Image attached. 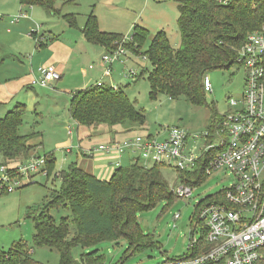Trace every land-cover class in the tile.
I'll return each instance as SVG.
<instances>
[{"label": "rangeland", "instance_id": "1", "mask_svg": "<svg viewBox=\"0 0 264 264\" xmlns=\"http://www.w3.org/2000/svg\"><path fill=\"white\" fill-rule=\"evenodd\" d=\"M175 6V0H55L53 7L56 14L51 15L39 5H22L21 0H0V117L16 104L23 105L19 133L33 134L30 143L36 144L37 155H50L53 161L49 174L42 170L33 172L23 176L12 192H0L1 251H8L16 244L23 243L37 264H59L57 250L34 245L32 216L48 203L51 191L60 189V178L55 177V173L67 169L70 155L65 153V149L76 147L78 136L83 138L80 145L84 147L88 143L96 145L108 141L107 136L101 135L86 142L89 138L85 135V128H77L68 112L71 92L95 85L100 79L105 84L120 86L145 115V130L138 133L162 139L167 129L180 127L189 135L187 152L196 151L202 145L203 135L211 128L214 114L220 118L235 109L228 104V99L240 100L245 88V71L237 63L208 73L212 92L205 94L204 101L199 104H193L183 96L170 98L160 91L151 92L148 75L152 66L142 54L159 30L169 34L173 47L179 46ZM20 12L25 13L26 17L12 23V18ZM91 13L96 16L101 31L119 33L121 40L124 39L127 44L131 42L134 27L145 26L148 36L141 42L138 53H133L125 45L124 62H114L110 75L103 77L105 66L101 58L109 49L91 43L87 45L89 52L83 58L80 52L73 49L66 62L72 67V72L68 70L54 89L30 87V76H27L21 63L26 64L31 60L33 54L30 48L33 46L34 52L37 50L36 39L47 37V47L50 45L51 49L53 45L56 56H60L61 48L57 49V45L72 47L79 37H83L82 29ZM42 66L49 65L39 67ZM131 70L136 73L135 79L129 74ZM68 123L73 126L72 136L67 131ZM195 135L200 138H195ZM122 137L123 134H118L116 138ZM73 152L81 155L79 149L75 148ZM130 162L127 160L123 164ZM79 164L96 172L100 179H108L115 169L108 160L105 162L97 157L85 161L81 158ZM161 173L170 190L173 184H180L174 168L164 166ZM203 177L199 183L192 184L190 196L177 197L173 194L171 200H161L151 209L136 214V221L145 238L144 244L135 251L132 252L126 237L111 241L97 236L85 245L76 244L71 252L73 259L81 264L80 255L94 250L101 257L100 264H161L167 259L187 256L197 203L230 187L235 180L234 175L225 169L215 170L210 176ZM47 212L57 223L62 218L72 222L69 204L49 206ZM175 214H179L177 219H174ZM69 224L73 232L74 227ZM199 234L200 228L197 229V237Z\"/></svg>", "mask_w": 264, "mask_h": 264}, {"label": "trees", "instance_id": "2", "mask_svg": "<svg viewBox=\"0 0 264 264\" xmlns=\"http://www.w3.org/2000/svg\"><path fill=\"white\" fill-rule=\"evenodd\" d=\"M54 1L21 0V3L39 5L47 13L56 14ZM175 1L179 46L173 47L166 32L159 30L142 56L152 66L148 75L151 92L160 91L170 98L183 96L187 101L199 104L205 99L203 76L236 63L237 50L247 34L261 25L264 2L230 0L222 4L216 0ZM67 20L70 22L72 19L67 16ZM133 30L131 42L126 46L136 54L141 42L148 36V30L139 25ZM82 33L88 42L106 49L113 48L121 40L119 33L101 31L92 13L85 21ZM43 43L45 38L42 36L36 47ZM68 112L78 126L90 132V136L106 135L108 140L121 141L136 135H147L138 133L145 130L144 113L137 109L120 86L91 85L71 92ZM23 114V105L16 104L0 117V166L35 155L36 144L30 143L33 134L19 133ZM211 120L209 130L214 128L218 118L214 114ZM118 134L124 137L115 138ZM50 157L45 156V171L48 174L53 164ZM162 167L164 165L161 164L144 166L140 159H135L128 165L115 167L108 179H100L80 168L76 162L69 164L66 170L55 173V177L60 178V189L51 191L48 203L32 216L34 245L57 250L59 264H78L72 257V248L78 243L85 245L97 236L111 241L126 237L132 252L135 251L144 244L145 238L139 229L136 214L151 209L161 200L173 198L161 173ZM178 174L190 184L199 183L204 178L195 173L178 171ZM62 204H69L72 222L62 218L57 223L47 212L49 206ZM192 220H195V214ZM69 223L74 227L73 232ZM200 238L203 239L204 234ZM193 255L188 253L183 258ZM79 262L100 264L101 257L94 250L81 254ZM0 264L37 263L30 257L27 246L18 243L8 251L0 250ZM261 264H264V259Z\"/></svg>", "mask_w": 264, "mask_h": 264}, {"label": "built area", "instance_id": "3", "mask_svg": "<svg viewBox=\"0 0 264 264\" xmlns=\"http://www.w3.org/2000/svg\"><path fill=\"white\" fill-rule=\"evenodd\" d=\"M229 1L219 2L227 4ZM22 17L26 14L20 12L12 18V23ZM39 40L40 37L36 44ZM125 45L122 39L102 56L103 77L110 75L114 62H124ZM236 63L245 71L242 97L240 100L228 99V104L235 109L220 116L214 128L204 133V141L196 151H186L189 135L176 126L167 129L162 139L136 135L87 147L78 143L67 149H79L88 158L111 160L109 163L114 167L120 166L124 156H128L131 160L140 159L144 166H170L177 173L210 176L215 170L225 169L234 175L230 187L197 205L188 245L189 253L194 255L167 259L161 264H261L264 259V17L259 28L248 33L238 48ZM129 74L135 79L134 71ZM58 79L60 74L53 65L42 66L38 67L37 76L30 84L50 88ZM202 82L204 94H210L212 84L208 73ZM104 84L100 79L95 85ZM67 131L72 135L73 127L69 126ZM45 167L46 158L43 156L31 157L14 166L1 165L0 192H12L23 176L45 171ZM176 179L180 184H173L170 191L177 197L190 196L192 184L179 174ZM178 217L179 214L174 215V219ZM198 228L199 235L204 234L203 239L197 237Z\"/></svg>", "mask_w": 264, "mask_h": 264}, {"label": "crops", "instance_id": "4", "mask_svg": "<svg viewBox=\"0 0 264 264\" xmlns=\"http://www.w3.org/2000/svg\"><path fill=\"white\" fill-rule=\"evenodd\" d=\"M175 5H176V1H175ZM176 7V6H175ZM47 13V12H46ZM51 15H54V14H51ZM94 15V14H93ZM176 18H177V16H176ZM85 25V24H84ZM140 26H143V25H140ZM20 27V26H19ZM143 27H145V26H143ZM146 28V27H145ZM147 29V28H146ZM167 34V33H166ZM82 35H83V33H82ZM167 36H168V38H169V34H167ZM57 39V38H56ZM46 40H48L47 39V37L45 38V43H43V45L42 46H40V47H36V51L34 52V47L33 46H31V48H30V50H31V52H32V58H31V60H28V61H26V64H22L21 63V67L24 69V71L26 72V74H27V76H30V81H31V79L34 77V76H37V69H38V67L40 66V65H53L54 67H55V69L57 70V72L60 74V79H58L57 81H55V82H53V84H52V87L51 88H55V86H57L58 84H59V82L58 81H60L61 80V78L68 72V70L69 71H71L72 72V67L71 66H68L67 65V60H69V57L71 56V54H72V51H73V49H75L76 51H78V52H80V54H81V56H82V58L83 57H85V55L86 54H88V52H89V46H87V45H89V44H91L90 42H88L86 39H85V37L83 36V37H79V39H78V41H76V42H74V44H72V47H65V46H62L61 47V45L60 44H58L57 45V49L58 48H61V55L60 56H56V52L57 51H54V46L53 45H51V49H50V45L47 47V44H48V42L46 41ZM55 40V39H54ZM169 40H170V38H169ZM51 41H53V40H51ZM47 42V43H46ZM179 44H180V41H179ZM34 52V53H33ZM65 59V60H64ZM102 69V68H101ZM30 85V87H34V86H32L31 84H29ZM109 85H111V84H109ZM77 125V124H76ZM69 126H72V124H67V128L69 127ZM73 127V126H72ZM79 126L77 125V128H78ZM86 132V134L85 135H87V137L89 138L86 142H90V140L92 139V138H97V137H99V136H97V135H94V136H90V132L88 131V130H86L85 131ZM72 136V135H71ZM77 136H78V134H77ZM101 136V135H100ZM103 136H106V135H103ZM108 137V136H107ZM117 137V136H116ZM115 137V138H116ZM109 138V137H108ZM83 138H80L79 136H78V140H79V142H77V143H79L80 144V141L82 140ZM89 145H91V143H88V146ZM68 148H66L65 149V153H67V154H69L70 156H68L69 157V159H68V162H67V164L69 165V164H71V163H73V162H76L78 165H79V167L80 168H82V169H84L85 171H87V172H89V173H91V174H93V175H95L96 174V172H94V171H90V169H88V168H83V166H82V164H79V160L82 158L83 159V161H85L86 159H89L87 156H84L82 153H81V155H79V154H74V152H73V150H71V151H68L67 150ZM33 154H35L34 156H38L37 155V153H36V150H34L33 151ZM33 156V155H32ZM31 158V157H30ZM29 159V158H28ZM99 160H103L104 158H102V157H100V158H98ZM22 160H27V158L26 159H21V158H18V159H16V160H13V161H10L9 162V164H8V166H14V165H16V164H18L19 162H21ZM127 160H129V161H131V159L128 157V156H124V158L122 159V164L124 163V161H127ZM104 161L106 162V159H104ZM109 161H111V160H109ZM68 165H67V167H68ZM113 165V164H112ZM116 167V166H115Z\"/></svg>", "mask_w": 264, "mask_h": 264}, {"label": "water", "instance_id": "5", "mask_svg": "<svg viewBox=\"0 0 264 264\" xmlns=\"http://www.w3.org/2000/svg\"><path fill=\"white\" fill-rule=\"evenodd\" d=\"M78 262V261H77Z\"/></svg>", "mask_w": 264, "mask_h": 264}]
</instances>
